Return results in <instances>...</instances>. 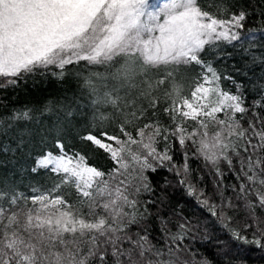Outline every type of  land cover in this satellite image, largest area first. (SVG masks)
I'll return each instance as SVG.
<instances>
[{
    "label": "snow or ice",
    "instance_id": "snow-or-ice-1",
    "mask_svg": "<svg viewBox=\"0 0 264 264\" xmlns=\"http://www.w3.org/2000/svg\"><path fill=\"white\" fill-rule=\"evenodd\" d=\"M256 67L264 0H0V155L36 181H0V264L264 254ZM37 80L80 88L44 136L36 113L51 109L5 104Z\"/></svg>",
    "mask_w": 264,
    "mask_h": 264
},
{
    "label": "trees",
    "instance_id": "trees-1",
    "mask_svg": "<svg viewBox=\"0 0 264 264\" xmlns=\"http://www.w3.org/2000/svg\"><path fill=\"white\" fill-rule=\"evenodd\" d=\"M258 0H252V4L255 5ZM259 25V20L256 17H253V22L250 23L249 27H257ZM228 63V61H225ZM261 75H264L259 67L255 68V77H252L250 74L249 78L259 79ZM80 88L77 85L75 80H71L67 83H60L58 81L49 82L45 80L43 82L37 80L35 83L32 81H27L26 85L21 86L20 89L16 91L15 94L7 93L10 97L11 103L8 100H5V104L8 105V111H15L22 105L31 107V108H47L51 109L50 111L45 110L43 115L41 113H36V126L39 128V135H45V129L52 131V125L56 123V118L58 110H63L66 104L70 105L73 110L76 108V104H73L72 101L75 99L79 101ZM251 98V97H250ZM15 105V108L12 105ZM4 109H0V112H4ZM5 119H8L7 114L4 115ZM41 121L43 122L41 126ZM75 122H73V125ZM69 143H77L69 137ZM78 148H83V145L77 143ZM15 153L0 155V181L5 183H15L17 185L27 186L29 183H35V180H32L31 177H26L25 172L17 166L16 160L13 159ZM176 159L180 160L179 153L176 155ZM205 184L207 189L211 192L212 190V178L205 173ZM38 180H44L43 176L37 177ZM226 195H231V192H227ZM174 199H179L173 193ZM188 212L186 214H191V207L187 206ZM195 218V217H194ZM200 251L208 256L209 259L219 262V257L214 256L210 249L201 248ZM247 264H264V254L259 251H253L251 255L247 258Z\"/></svg>",
    "mask_w": 264,
    "mask_h": 264
}]
</instances>
